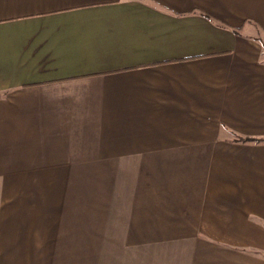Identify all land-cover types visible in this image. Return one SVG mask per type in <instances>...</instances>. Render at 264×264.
Returning <instances> with one entry per match:
<instances>
[{"label":"crops","instance_id":"obj_1","mask_svg":"<svg viewBox=\"0 0 264 264\" xmlns=\"http://www.w3.org/2000/svg\"><path fill=\"white\" fill-rule=\"evenodd\" d=\"M140 247L264 264V0H0V264Z\"/></svg>","mask_w":264,"mask_h":264},{"label":"rangeland","instance_id":"obj_2","mask_svg":"<svg viewBox=\"0 0 264 264\" xmlns=\"http://www.w3.org/2000/svg\"><path fill=\"white\" fill-rule=\"evenodd\" d=\"M245 140L247 139H240L239 141L242 142L254 141V140H250V141H245ZM154 233H155V237L164 239L168 237H178L181 235H187L193 232L176 231V232H171L168 237L165 234V232H154ZM172 249H178V248H163V247L141 248L140 247L139 250L140 256L143 257L146 256V261H145L146 263H140V264H170L168 258H166L167 256L165 257L164 254L166 255V253L170 252V250Z\"/></svg>","mask_w":264,"mask_h":264},{"label":"trees","instance_id":"obj_3","mask_svg":"<svg viewBox=\"0 0 264 264\" xmlns=\"http://www.w3.org/2000/svg\"><path fill=\"white\" fill-rule=\"evenodd\" d=\"M245 141H250V139H247V140H245Z\"/></svg>","mask_w":264,"mask_h":264}]
</instances>
